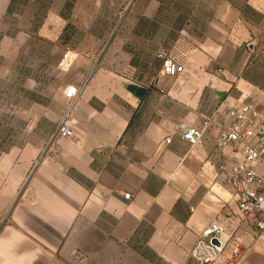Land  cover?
Listing matches in <instances>:
<instances>
[{"label":"crops","instance_id":"obj_1","mask_svg":"<svg viewBox=\"0 0 264 264\" xmlns=\"http://www.w3.org/2000/svg\"><path fill=\"white\" fill-rule=\"evenodd\" d=\"M177 1L136 0L102 63L93 65L95 53L81 55L92 66L68 84H84L70 112L80 141L55 136L64 115L26 118L16 101L9 116V102L0 101V264H57L89 228L148 264H195L191 249L201 231L236 209L222 166L240 159L239 147L219 148L215 126L191 145L176 126L200 127V114L222 119L248 102L264 105V47H254L264 38V0H205L211 9ZM17 2L0 0V60H15L30 44L24 31L8 32ZM34 18L35 11L22 17L20 29L35 34ZM160 53L182 72L165 75ZM45 119L52 128L43 134ZM237 264H264V239Z\"/></svg>","mask_w":264,"mask_h":264},{"label":"rangeland","instance_id":"obj_2","mask_svg":"<svg viewBox=\"0 0 264 264\" xmlns=\"http://www.w3.org/2000/svg\"><path fill=\"white\" fill-rule=\"evenodd\" d=\"M52 2L42 0L41 7L36 9L28 1L18 0L8 13L9 34L15 36L19 31H24L26 37L30 38V44L22 48L15 60H0V65L3 64L0 69V74H3L0 75V101L9 102V116L15 111L14 102L18 101L24 103L26 118L32 117V111L35 115L39 112L42 116L62 117L68 106L64 88L75 82L73 80L80 77L86 66H92V62L86 61L81 55L95 53L99 59L93 65L98 67L102 63L104 47L111 42L113 35L117 36L136 0H70L67 6L65 0H54V8L50 10L49 4ZM165 2L171 3L170 0ZM195 2L178 0L177 5H192ZM199 3L207 9L212 8V3L205 0H199ZM33 11L35 18L31 28L35 29V34L26 27L20 29L21 21H29ZM248 46L249 43L244 48L248 49ZM254 47L256 51L264 47L262 33L259 38H255ZM66 54L68 57L65 62L68 65L75 56H79L69 70L60 66ZM17 91L19 96L16 95ZM51 128L47 119L42 120L43 134ZM81 233L74 238L69 252H65L57 264H99L102 261L106 264H148L138 252L131 251L122 243L115 244L107 234L103 243L102 234L97 228L84 229Z\"/></svg>","mask_w":264,"mask_h":264},{"label":"built area","instance_id":"obj_3","mask_svg":"<svg viewBox=\"0 0 264 264\" xmlns=\"http://www.w3.org/2000/svg\"><path fill=\"white\" fill-rule=\"evenodd\" d=\"M65 55L60 66L68 68ZM162 70L165 75L174 77L183 70V66L164 53ZM84 84L68 85L64 96L68 100L69 109L57 125L56 137L80 141L79 135L72 125L70 112L78 102ZM200 127L180 121L176 133L191 145L199 143L209 127L219 129L216 145L219 148L238 146L240 159L231 164L228 179L237 192L236 209L226 212L222 217L212 220L200 233L191 249L195 264H237L248 252L253 242L264 239V105L248 102L230 108L222 119H215L200 114ZM172 135L165 138L167 143ZM126 199L130 193L124 195Z\"/></svg>","mask_w":264,"mask_h":264},{"label":"bare ground","instance_id":"obj_4","mask_svg":"<svg viewBox=\"0 0 264 264\" xmlns=\"http://www.w3.org/2000/svg\"><path fill=\"white\" fill-rule=\"evenodd\" d=\"M68 56H66L65 60L67 59Z\"/></svg>","mask_w":264,"mask_h":264},{"label":"water","instance_id":"obj_5","mask_svg":"<svg viewBox=\"0 0 264 264\" xmlns=\"http://www.w3.org/2000/svg\"><path fill=\"white\" fill-rule=\"evenodd\" d=\"M114 37V35L111 37V39Z\"/></svg>","mask_w":264,"mask_h":264}]
</instances>
